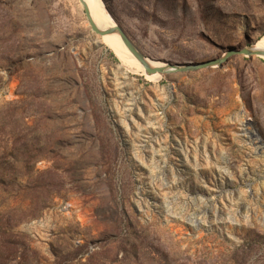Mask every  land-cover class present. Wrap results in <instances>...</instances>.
<instances>
[{"label":"rangeland","instance_id":"rangeland-1","mask_svg":"<svg viewBox=\"0 0 264 264\" xmlns=\"http://www.w3.org/2000/svg\"><path fill=\"white\" fill-rule=\"evenodd\" d=\"M0 0V264H264V0Z\"/></svg>","mask_w":264,"mask_h":264},{"label":"bare ground","instance_id":"bare-ground-1","mask_svg":"<svg viewBox=\"0 0 264 264\" xmlns=\"http://www.w3.org/2000/svg\"><path fill=\"white\" fill-rule=\"evenodd\" d=\"M86 15L89 17L92 24L100 29H107L115 26V22L106 11L102 0H79ZM99 42L107 45L120 60L121 65L126 69L136 70L144 69L142 65L136 60L132 53L126 48L122 39L117 33L100 35ZM254 48L264 49V35L254 44ZM153 66H164V63L158 61H151ZM161 75L159 73L148 76L150 81H157Z\"/></svg>","mask_w":264,"mask_h":264},{"label":"water","instance_id":"water-1","mask_svg":"<svg viewBox=\"0 0 264 264\" xmlns=\"http://www.w3.org/2000/svg\"><path fill=\"white\" fill-rule=\"evenodd\" d=\"M87 19H88L90 27L92 28L94 33L97 35L117 33L122 39L126 48L132 53V55L136 58V60L142 65V67L145 70V74L147 76L156 74V73L169 74L172 72L188 71V70L197 69L198 67H202L206 65L221 66L222 63L226 60V57L233 53V52H229L226 56L216 59L214 61L209 62L208 64L201 65V66L179 65V64H171V63H164V66H153L151 64V61H154V60L142 54V52H140L138 48L133 44V42L128 38V36L126 35L122 27L119 26L117 23L115 24V26L111 28L100 29L91 23L88 16H87ZM241 53L248 55V56L258 55L264 58V49H257V48H254V46H249V47L244 48L241 51Z\"/></svg>","mask_w":264,"mask_h":264}]
</instances>
